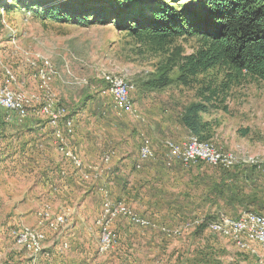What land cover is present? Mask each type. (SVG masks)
Instances as JSON below:
<instances>
[{"label": "rangeland", "instance_id": "374dc122", "mask_svg": "<svg viewBox=\"0 0 264 264\" xmlns=\"http://www.w3.org/2000/svg\"><path fill=\"white\" fill-rule=\"evenodd\" d=\"M16 1L0 0V6L5 3L4 11L0 10V59L6 68L13 71L15 83L12 89L26 93L38 92L37 84L32 78L33 72L25 66L21 57L12 53V40H16L21 49L43 55L63 80H68L69 74L86 78L91 88L65 86L60 80H56L53 90L58 104L77 117L79 126L92 127V139L100 138L97 158L101 159L104 154L112 152L115 159H137L142 140L149 138L153 143L156 159H165L162 144L166 140L183 142L191 135L180 126V115L192 105H202L205 111L198 114L200 124L205 125V131L199 136L202 141L214 144L223 152L245 153L259 162L264 161V83L246 76L229 79L223 68L215 67L199 76L198 84L184 87L178 81V67L184 57L194 54L202 46L199 36L182 35L158 41L151 40L148 35L133 36L130 31L118 27L123 22L121 20L136 18L139 14L142 17L152 15L160 7L158 1L166 5H177L182 10L183 3L190 5L191 0H141L129 4L128 15L88 26L43 19L35 15L32 12L34 10L11 6ZM32 1L34 0H23V3H29V6ZM95 68L121 75L134 85L131 115L118 117L114 114L109 96L102 94L104 85L94 78ZM161 75L168 77L170 85L152 89L151 83ZM208 86L215 89V92H205L204 89ZM31 117L29 115L28 118ZM38 121L45 122L42 119ZM161 124L165 125V134L161 127L157 128ZM151 126L154 129L153 135ZM17 135V132L10 130L9 136L15 139L14 143L18 139ZM13 139L8 144L0 133V159H3L5 152L11 157L17 156L19 149L17 142L13 144ZM55 156L59 163L60 159H64L57 151ZM132 161L129 165L133 167ZM197 169L206 173L207 177L221 172L205 164H198L188 171ZM109 174L113 176L102 183L110 199L114 202L124 201L135 211L129 201L130 174L123 175L116 166L111 167ZM261 182L262 190H255L264 199V180ZM60 184L58 176L57 186ZM85 187L90 189L85 205L87 207L84 206L85 218L82 221L74 219V232L70 230V226L63 233H52L44 227L46 241L38 264H264V251L256 248L255 253L244 252L231 241L207 230L209 222L219 215L236 217L245 212L241 209L233 211L220 202L210 211L190 213V217L175 212L161 221L151 219L168 228L195 221L206 224V228L199 230L197 226L175 239L165 240L157 233L136 229L125 221H119L114 227L118 237L115 248L99 254V231L94 222L100 214L102 197L97 192V186L92 183ZM246 187L245 193L252 192L249 184ZM3 198L0 196V264H31L29 252L15 247L12 233L21 225L33 227L29 223L32 219H37V213L42 209L38 211V208L44 203L38 201L33 210L34 202L29 201L27 211L32 217L19 222L17 213L12 212L16 201L14 204L4 205ZM12 198L17 200L18 197ZM52 198L54 201H47L45 204L49 205L53 214H57L61 211V206L79 205L82 196H69L63 192ZM4 208L7 212L3 214ZM2 214L11 220L1 222ZM63 242L68 244V248L59 251Z\"/></svg>", "mask_w": 264, "mask_h": 264}, {"label": "built area", "instance_id": "2783aa9c", "mask_svg": "<svg viewBox=\"0 0 264 264\" xmlns=\"http://www.w3.org/2000/svg\"><path fill=\"white\" fill-rule=\"evenodd\" d=\"M12 53L21 57L22 62L32 73L38 92L26 93L12 89L15 83L13 71L6 68L0 59V111L4 120L11 125L20 126L25 123L29 115H36L46 120L52 129L53 143L57 152L64 157L82 182H99L108 170L113 159L112 152L101 157L99 165L84 162L82 158L70 148V142L76 130L73 116L57 102L53 83L56 80L65 86L74 88H91L86 78H78L69 74L68 80H63L53 64L40 53L32 54L31 51L21 49L17 41L12 40ZM94 78L104 85L102 94L109 96L114 114L118 117L131 115L133 105L131 96L135 91L134 85L125 77L111 71L95 68ZM2 77V79H1ZM165 158V167L174 165L189 169L198 164H205L214 168L232 170L237 167H255L264 172V161H258L252 156L238 152H223L214 144L201 141L196 136L190 135L183 142L166 140L162 144ZM156 159L153 143L149 138H144L138 149V163L136 170L141 169L143 163ZM102 197L101 210L94 225L99 231L98 253L105 254L115 248L118 241L115 224L125 221L129 226L157 233L165 240L181 237L182 233L192 230L202 222H186L179 227L168 228L151 219L144 218L130 209L121 201L114 202L110 199L105 187L100 189ZM68 215L65 210L53 214L48 206L37 213L36 227L19 226L12 233L15 247L29 252L31 264H38L42 255L46 235L45 227L52 233H61L69 227ZM207 230L215 235L231 241L244 251L255 253L256 248L264 251V213L245 211L236 217L219 215L207 225ZM68 244L61 243L59 251L67 250Z\"/></svg>", "mask_w": 264, "mask_h": 264}, {"label": "trees", "instance_id": "16d2710c", "mask_svg": "<svg viewBox=\"0 0 264 264\" xmlns=\"http://www.w3.org/2000/svg\"><path fill=\"white\" fill-rule=\"evenodd\" d=\"M139 1L34 0L28 6L29 3L17 0L11 6L34 10L32 12L43 19L88 26L128 15L129 4ZM191 1L190 5L183 3L182 10L177 5L158 1L160 7L152 15L142 17L139 14L136 18L121 20L123 22L118 27L130 31L133 36L148 35L151 40L158 41L182 35L199 36L202 46L194 54L184 57L178 67V81L184 87L198 84L197 78L215 67L223 68L229 79L246 76L264 83V0ZM4 7L5 3L0 10L4 11ZM151 84L152 89H162L170 85V80L166 75H161ZM204 90L211 91L210 94L215 92L211 86ZM204 111V106L192 105L178 119L180 126L199 140L205 125L200 124L198 114ZM217 169L221 172L215 174L217 180L211 186L212 195L217 201L230 209L258 204L262 195L257 193L254 184L264 180L263 171L255 167ZM249 182L252 192L247 194L245 190ZM261 210L263 207H257L255 213L260 214ZM204 227L206 224L201 223L197 228L201 230Z\"/></svg>", "mask_w": 264, "mask_h": 264}, {"label": "crops", "instance_id": "0c3cea01", "mask_svg": "<svg viewBox=\"0 0 264 264\" xmlns=\"http://www.w3.org/2000/svg\"><path fill=\"white\" fill-rule=\"evenodd\" d=\"M31 116L30 119H27L26 123L16 126L6 123L4 114L0 111V133L2 138L9 144L10 139H13L12 136H9L10 130L12 132H17L18 139L16 142L19 149L17 156L11 157L5 152V155L3 154V159H0V196L5 199L4 205L14 204L16 201V206L12 207V212L15 211L17 213V220L20 222L26 221L28 218L32 217L31 213L27 211V203L29 201L34 202L33 210H35V205L38 204V201H42L44 204L38 208L39 211L41 208L49 206L45 204L47 201L49 203H51L52 200L54 201L52 197H56L63 192L67 193L69 196L80 195L82 199H80L79 205H64L60 207V210L66 211L70 230L72 231V229H75L74 219L77 218L76 220L82 221V219L85 218L84 209L87 207L85 205L87 204L90 191V189H86L85 185H89V183L82 182L79 179L66 159H60L59 163V159H56L55 156L57 150L53 143L52 129L45 119L44 123H40L41 121L39 122L38 120L42 119V121H44L43 118L34 114ZM71 116L75 119L76 130L71 139L70 148L75 151L84 162L92 165H99L101 159L97 158V155L98 148L100 147L98 142L100 138L98 137V140L92 139V135H94L91 132L92 127L79 126L76 121L77 117H75L74 114ZM164 126L163 124L157 126L158 129L161 127L163 134H165ZM153 133L154 129L151 126V134L153 135ZM14 140L15 139L12 140L13 144L16 143H14ZM129 160H133V167L130 166ZM129 160L113 158L108 170L100 178V181L91 182L94 186H97V192L100 193V189L103 188L102 182L110 176L111 167L116 166L124 173L123 175L128 176V174H130L132 177L129 181L131 182L130 205H132V208L136 212L145 217H150V219L161 221L175 212L182 213L184 217H190V213L207 212L210 211L212 207L218 205L217 203L219 201L216 202V197L212 195L211 188L212 184L217 180L215 175L207 177L206 173L198 169L190 172L188 169L178 165L166 168L165 159H155L143 163L141 169L136 170L135 165L138 163V155L137 159ZM127 169H129V171H126ZM58 176L61 182L59 187L57 186ZM112 176L113 175L110 177ZM120 176H122V174L119 175V177ZM116 178H118V175ZM261 183V181H258L254 185H257V188L262 190L261 187L263 185ZM248 184L251 185V182ZM101 185L102 187H100ZM32 196L35 198L31 199ZM12 197L18 198L14 200ZM258 200L259 202L257 205L235 206L233 210L236 211L241 209V211L255 212L257 211V207L261 206L263 207L261 213H264V199L261 196ZM3 211H5L3 212L4 214L7 212V209L4 208ZM3 214L1 216V222L8 219L11 220L7 218V216H3ZM36 223L37 219L35 218L32 219L29 225L36 227ZM8 224L9 223H7V226ZM3 226L2 224L1 227ZM65 230H63V232ZM81 242H83V240Z\"/></svg>", "mask_w": 264, "mask_h": 264}]
</instances>
